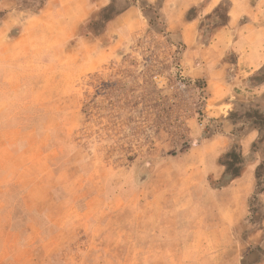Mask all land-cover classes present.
I'll return each instance as SVG.
<instances>
[{"label": "rangeland", "instance_id": "obj_1", "mask_svg": "<svg viewBox=\"0 0 264 264\" xmlns=\"http://www.w3.org/2000/svg\"><path fill=\"white\" fill-rule=\"evenodd\" d=\"M164 1L116 0L140 11L121 35L84 32L96 9L65 43L49 26L15 46L19 25L1 37L0 264H249L264 250L252 245L264 209L233 222L201 146L218 130L197 46L142 12L165 23ZM230 5L202 20L198 47Z\"/></svg>", "mask_w": 264, "mask_h": 264}, {"label": "crops", "instance_id": "obj_2", "mask_svg": "<svg viewBox=\"0 0 264 264\" xmlns=\"http://www.w3.org/2000/svg\"><path fill=\"white\" fill-rule=\"evenodd\" d=\"M224 1L165 0L162 10L166 14L167 33L180 30L181 43L187 53L193 52L192 49L197 46L194 63L196 78L205 79L209 101L213 103V116L209 118L212 121L208 122V127L216 126L218 130L213 137L204 139L201 146L206 149L205 157L213 160L212 172H217L218 177L221 178L225 171L219 163L220 157L233 149L238 130H244L237 142L238 151L247 158L242 175L218 190L222 194H234L233 204L238 209H235L232 221L241 222L250 214L249 200L255 193L256 170L264 160V131L242 119L252 104L264 103V0H230L227 24L214 32L210 42L198 47L197 31L200 23L210 17ZM109 4L110 0H48L42 10L25 13L18 10L14 2L2 1L0 9L6 12V16L0 23V43L1 37L18 25L23 35L11 41L10 45L25 43L26 36H36L47 26L53 28L52 32H56L57 38L63 33L60 34L63 39L61 42L65 43L67 38L80 30L93 10ZM193 8L199 11L188 20L187 15ZM138 13L137 7L129 6L108 23L106 33L118 28L121 35L126 27L134 24L133 17ZM3 41V44H7ZM1 47L5 54L6 46ZM259 203L264 206V193L259 197ZM260 223L262 229L254 235L258 242L252 245L258 243L259 246L264 239V217ZM251 249L254 250L253 247ZM247 255L244 254V257ZM258 258L249 264H264V259L258 263Z\"/></svg>", "mask_w": 264, "mask_h": 264}, {"label": "trees", "instance_id": "obj_3", "mask_svg": "<svg viewBox=\"0 0 264 264\" xmlns=\"http://www.w3.org/2000/svg\"><path fill=\"white\" fill-rule=\"evenodd\" d=\"M5 0H0V3ZM15 3V6L19 10L23 11H40L45 6V0H9ZM130 5L122 9H118L116 0H111V3L102 8L98 14V19L96 21H92L88 24L87 27L83 28L84 32L96 34V35H103L106 32V28L109 22L114 20L117 16L122 14ZM223 5L221 6V8ZM220 9V8H219ZM217 9L209 18H213L219 15L220 10ZM197 8H193L187 15V19H192L197 14ZM142 12L144 13L145 17L150 20V25L156 30L158 33H167L166 31V24L161 22V17L159 11L152 5H148V10L142 8ZM228 15V14H227ZM6 16V12L0 9V21H2ZM221 18V17H220ZM228 21L221 20L220 25H217L213 29L212 36L214 32L225 26ZM158 25L162 26L161 30L158 29ZM199 83V81H198ZM204 87L206 85H203ZM242 119H246L249 122H252L256 128L264 131V112L259 111L258 109H249L242 115ZM256 145H254V148ZM247 158L243 156V154L238 151L236 146L233 149L222 155L219 159V163L221 166L224 167L225 171L221 176L219 183L220 186L226 187L231 184L235 179L239 178L242 175L244 170V166L246 164ZM264 193V160L259 165L256 170V188L254 195L249 200V211L252 218V221L259 215L260 211L264 209L259 203V197ZM262 219V217H260ZM260 219V220H261ZM264 256V250L261 251L260 256L257 260L258 263L261 262V257Z\"/></svg>", "mask_w": 264, "mask_h": 264}]
</instances>
